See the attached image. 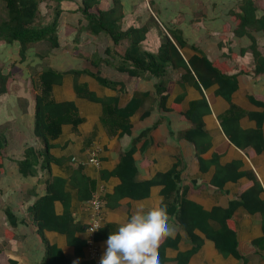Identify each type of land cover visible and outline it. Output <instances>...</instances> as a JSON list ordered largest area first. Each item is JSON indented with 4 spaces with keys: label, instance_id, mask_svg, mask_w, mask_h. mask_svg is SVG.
<instances>
[{
    "label": "crops",
    "instance_id": "crops-1",
    "mask_svg": "<svg viewBox=\"0 0 264 264\" xmlns=\"http://www.w3.org/2000/svg\"><path fill=\"white\" fill-rule=\"evenodd\" d=\"M84 1L41 4L38 27L60 10L58 48L31 43L23 57L18 42L0 41L9 77L0 94V264H95L94 199L101 257L135 209L166 205L173 232L159 264H264V72L254 55L264 56V32L242 27L244 0H121V29H148L143 51L181 37L185 67L160 76L126 61L131 40L93 34ZM254 2L258 20L264 0ZM113 7L99 0L90 12ZM8 18L0 0V23ZM47 72L60 82L44 84ZM38 97L68 109L47 141L36 131Z\"/></svg>",
    "mask_w": 264,
    "mask_h": 264
},
{
    "label": "trees",
    "instance_id": "trees-1",
    "mask_svg": "<svg viewBox=\"0 0 264 264\" xmlns=\"http://www.w3.org/2000/svg\"><path fill=\"white\" fill-rule=\"evenodd\" d=\"M6 3L9 18L0 23V41H5L9 44L18 42L21 45V55L24 57L28 45L40 41H48L53 48L59 47V39L57 34V26L60 10L56 12L54 23L48 27H38V15L40 6L45 0H3ZM99 0H85L83 14L89 21V26L93 34L98 35L102 32L107 33L115 44L122 40H131V45L126 51L125 59L137 68L149 70L151 73L160 76L164 73L167 66L170 64L180 69L185 67V62L180 56L176 47V43L183 45V41L177 34H171L172 38L167 35L163 36V44L157 54L148 53L142 50L141 43L145 40L148 32L147 28L130 29L123 31L120 23L123 18L121 0H114V7L108 12H102L99 9L98 13H91V9L97 7ZM241 25L242 27H250L254 30L264 32V16L260 19H255L257 7L254 0H244L241 4ZM240 33V32H238ZM242 34V33H240ZM254 55L257 59V72H264V56L256 49ZM209 66L213 67L210 62ZM215 69V68H213ZM126 70L132 73L129 69ZM60 75L51 77L50 73H45L43 83L47 85L60 82ZM9 77L0 72V94L7 92ZM105 82V81H103ZM68 112L64 106L50 105L45 103L40 97L37 98V135L44 141H47V132L50 130L51 124H61L62 116ZM48 144V143H47ZM7 145L6 140L0 137V176L5 172L3 149ZM25 164L22 163V170L25 172ZM39 207L36 208L37 217H40ZM234 249V246H232ZM224 251V247H220ZM50 256L43 264H54L50 260Z\"/></svg>",
    "mask_w": 264,
    "mask_h": 264
},
{
    "label": "clouds",
    "instance_id": "clouds-1",
    "mask_svg": "<svg viewBox=\"0 0 264 264\" xmlns=\"http://www.w3.org/2000/svg\"><path fill=\"white\" fill-rule=\"evenodd\" d=\"M172 232L166 205L141 206L109 235L100 264H159V249Z\"/></svg>",
    "mask_w": 264,
    "mask_h": 264
},
{
    "label": "built area",
    "instance_id": "built-area-1",
    "mask_svg": "<svg viewBox=\"0 0 264 264\" xmlns=\"http://www.w3.org/2000/svg\"><path fill=\"white\" fill-rule=\"evenodd\" d=\"M91 162L98 163L97 159H95V158H93L91 160ZM92 203H93V207H94V211H95L96 215H95V218L93 220V225L90 228V230H96L97 231V229H99V227H100V215L99 214H100V211L102 209V201L99 199H94ZM96 231H94V232L90 231L91 238H90L87 246L92 252V255H91L92 260L95 262V264H100L101 253L99 252V249L94 244V235H95Z\"/></svg>",
    "mask_w": 264,
    "mask_h": 264
},
{
    "label": "rangeland",
    "instance_id": "rangeland-1",
    "mask_svg": "<svg viewBox=\"0 0 264 264\" xmlns=\"http://www.w3.org/2000/svg\"><path fill=\"white\" fill-rule=\"evenodd\" d=\"M43 8H45V6H44V5H43ZM54 15H56V11H54V12H53V18L55 17ZM50 23H51V25H52V24L54 23V19H53V21H51ZM58 25H60V23H59V22H58Z\"/></svg>",
    "mask_w": 264,
    "mask_h": 264
}]
</instances>
